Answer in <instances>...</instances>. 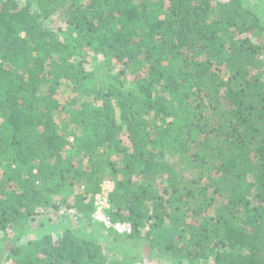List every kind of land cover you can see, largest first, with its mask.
Listing matches in <instances>:
<instances>
[{"label":"trees","instance_id":"16d2710c","mask_svg":"<svg viewBox=\"0 0 264 264\" xmlns=\"http://www.w3.org/2000/svg\"><path fill=\"white\" fill-rule=\"evenodd\" d=\"M106 182L132 233L104 243ZM140 242L264 264V0H0V264Z\"/></svg>","mask_w":264,"mask_h":264},{"label":"rangeland","instance_id":"374dc122","mask_svg":"<svg viewBox=\"0 0 264 264\" xmlns=\"http://www.w3.org/2000/svg\"><path fill=\"white\" fill-rule=\"evenodd\" d=\"M20 2L24 5L26 3V0H20ZM60 17H56L54 24L56 23L58 25V27L60 26H64V20H63V15L60 14ZM56 125L58 126L59 129L64 128V122H63V118L61 117L60 119L56 120ZM73 142V140H72ZM74 143V142H73ZM71 150V149H70ZM72 151V150H71ZM167 176L165 175L164 178H166ZM157 188H161V184H159L157 186ZM163 192H161L160 194H162ZM96 202V199H95ZM94 219V218H93ZM98 224H101L99 222H96ZM93 229V228H90ZM108 230V229H106ZM109 231H114L112 229L108 230V231H103L102 229L96 231L97 234H99L101 236V241L102 242H107L108 240H110L111 242H114L115 238H116V234H118L116 231H114L115 235L114 237L109 236ZM120 235V234H118ZM124 236V235H123ZM136 245H134L135 247H133L132 245H129L128 243L124 244V247H131V250L126 254L127 259L131 262H133L134 264H172L169 263V259L168 256L164 253H158V252H152L151 250H149V243L148 242H140V243H135ZM112 246V245H111ZM141 253V260H139L137 253ZM118 258H120L122 260L121 257L118 256ZM135 260L137 262H135Z\"/></svg>","mask_w":264,"mask_h":264},{"label":"built area","instance_id":"2783aa9c","mask_svg":"<svg viewBox=\"0 0 264 264\" xmlns=\"http://www.w3.org/2000/svg\"><path fill=\"white\" fill-rule=\"evenodd\" d=\"M114 184L106 182L103 185L102 192L96 196L94 220L101 223L106 229L114 230L118 234L125 235L132 233V227L128 223H113L108 216L110 209L109 196L113 192Z\"/></svg>","mask_w":264,"mask_h":264}]
</instances>
